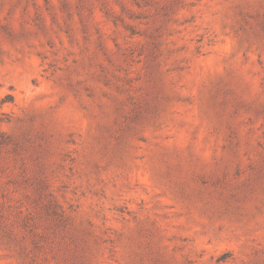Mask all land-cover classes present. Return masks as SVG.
Masks as SVG:
<instances>
[{"label":"rangeland","instance_id":"obj_1","mask_svg":"<svg viewBox=\"0 0 264 264\" xmlns=\"http://www.w3.org/2000/svg\"><path fill=\"white\" fill-rule=\"evenodd\" d=\"M0 264H264V0H0Z\"/></svg>","mask_w":264,"mask_h":264}]
</instances>
